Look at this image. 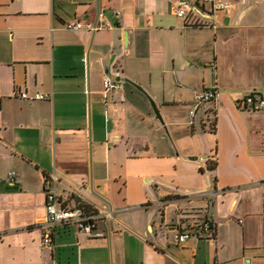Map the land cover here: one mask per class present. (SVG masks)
I'll list each match as a JSON object with an SVG mask.
<instances>
[{"label": "crops", "instance_id": "crops-1", "mask_svg": "<svg viewBox=\"0 0 264 264\" xmlns=\"http://www.w3.org/2000/svg\"><path fill=\"white\" fill-rule=\"evenodd\" d=\"M222 1L0 0V264H264V0ZM45 177L94 235L41 243Z\"/></svg>", "mask_w": 264, "mask_h": 264}, {"label": "built area", "instance_id": "built-area-1", "mask_svg": "<svg viewBox=\"0 0 264 264\" xmlns=\"http://www.w3.org/2000/svg\"><path fill=\"white\" fill-rule=\"evenodd\" d=\"M210 2L214 9H227L231 3L222 0H206ZM175 14L178 17H185L186 12L180 6H175ZM85 25L83 18L74 17L66 21L63 26L69 30H77ZM103 90L106 92L115 87H119V82L110 75L104 74L102 79ZM221 91L217 87L203 88L200 90L195 99L192 101L189 108V115L193 116L196 109L201 105L213 101L216 102L221 96ZM18 96L24 100H42L51 98L52 94L47 92L35 91L29 94L26 90L18 93ZM241 104L250 105L252 108L258 109L264 107V97L257 91H252L245 95ZM55 177H45V210L46 219L45 225L47 229L43 230L42 241L43 245L49 244L51 240V229L59 225H73L81 229L88 235H94L96 229L97 213L93 209L87 210L82 206L75 204L70 205L66 197H63L55 192L52 188V183L56 182ZM218 222L205 217L204 219L194 222L187 227L176 232L175 238L178 242H183L191 236L200 235L201 233H213Z\"/></svg>", "mask_w": 264, "mask_h": 264}, {"label": "trees", "instance_id": "trees-1", "mask_svg": "<svg viewBox=\"0 0 264 264\" xmlns=\"http://www.w3.org/2000/svg\"><path fill=\"white\" fill-rule=\"evenodd\" d=\"M212 166L213 165H211L210 168H212ZM74 204L77 205V206H82V207H84L87 210L93 211L92 207L88 203L83 202L81 199H77Z\"/></svg>", "mask_w": 264, "mask_h": 264}]
</instances>
